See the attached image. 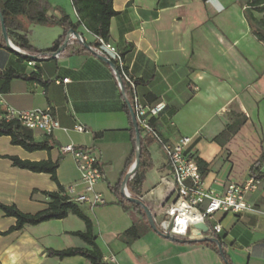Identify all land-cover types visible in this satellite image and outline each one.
Here are the masks:
<instances>
[{"label": "crops", "instance_id": "1", "mask_svg": "<svg viewBox=\"0 0 264 264\" xmlns=\"http://www.w3.org/2000/svg\"><path fill=\"white\" fill-rule=\"evenodd\" d=\"M43 1L63 9L73 23L77 21L71 0ZM237 2L240 8L224 0H112L117 15L108 25V41L122 53L140 103L164 105L151 119L153 129L168 142L191 138L188 151L196 158L205 187L216 193L221 192L214 183L216 179L245 183L251 177L250 167L261 155L264 157V45L248 27L242 0ZM254 16L261 18L260 14ZM18 20L21 31L15 33L26 35L37 50L49 48L62 34L56 25H33L24 16ZM77 33L83 44L94 45V35L83 25L78 26ZM21 56V52L8 47L0 48V89L7 70L25 76L36 74L41 83L12 79L8 91H0V100L17 111L49 108L59 127L50 136L32 131L36 142L48 137L54 143L50 152L29 153L12 145L9 137H0V203L35 214L48 207L43 193L58 190L48 174L18 169L10 157L59 160L58 185L64 190L76 186L81 192L74 159L61 151L71 144L99 158L102 177L94 192L104 204L79 208L92 223L105 262L224 264L210 247L175 243L144 227L140 213L123 209L111 191L133 165L126 167L133 143L125 103L110 67L88 50L35 61L33 66ZM63 79L69 81L64 84ZM237 114L244 115L246 122L227 141L216 142ZM76 126L84 131H76ZM141 139L147 155L140 195H147L154 209L165 194L158 187L160 179L170 170L157 141L143 131ZM236 153L244 159L241 171L236 169ZM257 173L264 174V160ZM246 199L252 205L250 213L231 215L229 219L228 214L215 215L220 224L227 220L218 238L231 264H264V180ZM133 224L141 227V236L126 244L119 236ZM14 225V218L0 212V264H91L79 256L60 260L46 255L47 249L89 248L72 235L85 230L76 216L69 214L61 220L26 225L11 232Z\"/></svg>", "mask_w": 264, "mask_h": 264}, {"label": "trees", "instance_id": "2", "mask_svg": "<svg viewBox=\"0 0 264 264\" xmlns=\"http://www.w3.org/2000/svg\"><path fill=\"white\" fill-rule=\"evenodd\" d=\"M71 3L77 15V21L75 23L71 21L69 15L66 14L63 9L59 7H51L43 0H0V13L4 20L7 36L21 53H25L27 56L35 57L46 55L51 56L57 53L64 43H66V45L64 49L59 52L58 56L70 55L87 50V45L81 44L76 38L66 40L68 31H74L77 33V28L80 25H83L86 30L94 35V37L103 38L108 41L107 35L109 20L111 17L117 15V13L113 10L112 0H71ZM242 3V7L244 6L243 14L252 35L257 41L264 45V0H242ZM254 13L260 14L261 18L257 19L254 16ZM19 16H24L26 20L33 25L59 26L62 29V34L49 48L37 50L29 44L26 35L15 33L16 31H21V26L18 20ZM94 45H96L95 41ZM0 48H7L6 42L2 37L1 28ZM121 56L123 57L122 53ZM21 59L27 61V63L32 62L29 57L21 56ZM34 65L36 64L34 63ZM12 79H22L25 81L41 83L39 76L36 74L25 76L17 74L13 70H7L6 73L2 75L3 85L0 89L1 92L4 93L8 91L9 82ZM124 110L129 118L131 140L133 143V150L126 162V167L128 169L133 164L135 159V131L126 105H124ZM246 120L247 119L244 115H234L232 123L215 138V141L220 144L227 141L241 128ZM150 123L152 125V122ZM138 129L140 132L139 166L134 177L127 184V190L131 196L140 197V189L144 181V168L146 167L145 157L147 152L141 139L142 129L139 127ZM1 136L9 137L12 145L19 146L29 153L37 151L50 152L54 144L48 139V137H46L42 142H36L33 138L32 131L26 129L15 120L10 122L0 121V137ZM9 159L12 162V165L18 169L27 170L32 173L48 174L51 181L55 182L58 186V190L56 192L43 193L48 198V207L35 214H25L13 204L6 205L0 203V212L6 217H12L15 219V225L10 229V231L21 230L26 225L36 226L51 220H61L66 218L69 214L74 215L83 222L85 230L83 232L72 233V235L78 237L89 248H68L61 251L47 249L46 255L60 260L79 256L87 259L91 264H108L103 260L102 254L95 242V236L93 235V227L90 219L77 205L70 202L68 198L63 195L64 189L58 185L56 171L59 166V160L55 162L49 159L43 161H27L19 159L18 157H10ZM263 160L264 157L261 155L259 159L250 167V176H255L260 180H264V174H256V171ZM122 182L123 180L116 186L111 187V191L115 193L123 209H136L142 217V225L148 228V222L142 209L138 205L128 202L126 198L121 195ZM141 233V227L133 224L129 229L120 234L119 237L126 244H129L139 239ZM198 244L205 245L217 251L216 246L211 243L205 242ZM224 258L229 264H231L229 258L225 254Z\"/></svg>", "mask_w": 264, "mask_h": 264}, {"label": "built area", "instance_id": "3", "mask_svg": "<svg viewBox=\"0 0 264 264\" xmlns=\"http://www.w3.org/2000/svg\"><path fill=\"white\" fill-rule=\"evenodd\" d=\"M69 37L70 39L74 38L71 34ZM94 41L96 45L90 46V49L95 55L104 57L113 63L114 68L110 69L115 76L119 90H121V85L117 81L116 74L122 81L123 101L124 103L126 100L129 101L138 127L146 134L151 135L166 155L170 172L160 179L158 185L165 190V194L156 203V208L151 209L157 229L162 235H169L176 239L190 240L206 237L219 239L223 227L215 220V215L222 213L242 216L250 213L252 205L246 197L258 190L261 180L251 176L245 183L236 184L216 179L214 183L221 188V192L216 193L207 189L196 158L188 151L191 138L180 137L173 142L163 140L150 122L163 110L164 105L162 103L154 106L142 105L135 92V83L125 70L121 52L103 38L94 37ZM18 51L20 52L19 49ZM53 55L38 56L37 59L41 61L52 58ZM57 57L58 55L54 58ZM34 63L35 61H32L27 64L33 66ZM68 81V79H63L62 83L65 84ZM125 86H127V90ZM13 120L18 121L30 131H41L47 136H50L59 127L49 108L39 111H17L0 100V121L10 122ZM75 130L84 131L82 126H76ZM61 151L72 155L79 173V185L82 186L81 192L77 191L76 186H70L64 190L63 195L78 207L93 208L103 205L104 201L101 196L94 192L95 184L102 177L98 156L88 149L77 148L71 144L63 146ZM133 177L134 175L130 177L129 181ZM140 197L145 198L148 204L147 195ZM199 224L207 227L206 233L196 228Z\"/></svg>", "mask_w": 264, "mask_h": 264}, {"label": "water", "instance_id": "4", "mask_svg": "<svg viewBox=\"0 0 264 264\" xmlns=\"http://www.w3.org/2000/svg\"><path fill=\"white\" fill-rule=\"evenodd\" d=\"M0 28H1V33H2V37L4 39V41L6 42V45L9 49H12L14 51H18V49L13 46L9 40H8V36H7V32H6V29H5V26H4V20L2 18V15L0 13ZM69 34L73 35L74 38L78 39V41L83 44V42L81 41L80 37H79V34L78 33H75L74 31H68L67 33V36H66V40H69L70 37H69ZM66 43L63 44L62 47H60L59 51L57 53H55L52 58H54L56 55L59 54V52H61L64 47H65ZM87 50L94 54L95 53L90 49L89 46H86ZM24 57H29L30 60L32 61H39L37 59V57L35 56H27L25 53H22ZM97 56V55H96ZM99 59H101L102 61H104L110 68H114V65L111 61L107 60L106 58L104 57H101V56H97ZM116 78H117V81L120 83L121 85V95L123 94L124 92V87H123V84H122V81L121 79L119 78L118 74H116ZM125 105L126 107L128 108V111H129V114H130V117H131V121H132V124H133V127H134V131H135V159H134V163L131 167V169L128 171V173L125 175L124 177V180L122 182V189H121V195L123 197L126 198V200L132 204H135V205H138L142 211L144 212L145 216H146V219H147V222H148V225L150 227V229L158 234L159 236L167 239V240H170L172 242H175V243H188V242H192V243H211L213 245L216 246L217 248V251L220 255V257L223 259V262L224 264H229L227 262V260H225L224 258V252H223V249H222V243L220 242L219 239H215V238H210V237H206V238H202V239H190V240H185V239H176V238H173L169 235H162L159 230L157 229L156 227V224H155V221H154V218H153V213H152V210L151 208L149 207V205L146 203L145 201V198L143 197H139V196H131L127 190H126V186H127V183L130 179L131 176L135 175L136 171L138 170V166H139V156H140V153H139V145H140V132H139V129H138V125L136 123V120H135V116H134V113H133V109L129 103V101H125ZM196 228H199L201 229L204 233L207 232V227L205 225H197Z\"/></svg>", "mask_w": 264, "mask_h": 264}, {"label": "rangeland", "instance_id": "5", "mask_svg": "<svg viewBox=\"0 0 264 264\" xmlns=\"http://www.w3.org/2000/svg\"><path fill=\"white\" fill-rule=\"evenodd\" d=\"M224 1H230V2H233L235 3L239 8H240V2H237V0H224ZM244 159H242V154L241 153H236V169H242V164H244ZM168 171L170 170L169 168L167 169ZM232 214H228L226 219L230 218ZM221 226L222 227H226L227 226V220H223V222H221Z\"/></svg>", "mask_w": 264, "mask_h": 264}]
</instances>
